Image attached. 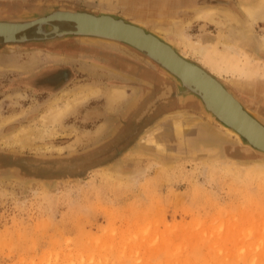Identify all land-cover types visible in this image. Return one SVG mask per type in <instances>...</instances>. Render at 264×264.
<instances>
[{
    "label": "rangeland",
    "instance_id": "obj_1",
    "mask_svg": "<svg viewBox=\"0 0 264 264\" xmlns=\"http://www.w3.org/2000/svg\"><path fill=\"white\" fill-rule=\"evenodd\" d=\"M243 5L264 12V0H0V21L55 9L113 11L171 39L264 123V90L258 89L264 84V18L251 25ZM208 6L249 26L244 38L234 40L238 53L220 44L229 35L224 20L195 19ZM179 31L186 41L175 35ZM37 33L32 28L26 35ZM93 40L0 43V264H264V157L243 152L236 136L208 125L197 101L181 104H197L199 110H182L194 115L189 119L197 132L193 128L183 143L166 131V153H137L141 136L123 137L114 164L61 168L96 150L114 136L120 117L141 109L146 82L98 60L133 58L149 72H162L177 90L176 81L143 53ZM186 43L206 45V53L197 56ZM55 45L70 52H53ZM50 73L58 74L59 92L45 86ZM85 86L98 87L99 94L57 125L58 137L36 141L55 150L4 147L2 140L18 128L38 124L56 95ZM113 87L125 89L126 98L109 109ZM126 163L130 169L122 170Z\"/></svg>",
    "mask_w": 264,
    "mask_h": 264
},
{
    "label": "bare ground",
    "instance_id": "obj_2",
    "mask_svg": "<svg viewBox=\"0 0 264 264\" xmlns=\"http://www.w3.org/2000/svg\"><path fill=\"white\" fill-rule=\"evenodd\" d=\"M241 9H242L243 13L245 14V16L247 17L248 22L251 25L252 24L255 25L259 20L264 18V12L262 9H258V8H255V7L249 6V5H243L241 7ZM217 17L224 20L225 23L229 24V26H230V28L228 30L229 35L226 37H223L222 42L220 43L222 45L223 50L230 53V54L231 53H238L239 49L234 45V42H235L234 40H236L237 38H241V37L244 38L246 33H248L247 31H248L249 26L247 27L245 25V23L243 25L235 17V15L232 12L220 11L217 8H212L209 6L208 7H201L195 13V19L205 20L209 23L210 22L217 23V21H216ZM78 19L82 20L81 23H83L84 25H89V24L91 26L95 25L94 23H92L93 20H91V19L84 18L81 16H79ZM55 21H58L59 23H61L63 25L70 24V23H68L70 21L69 16H66L64 14H61L60 17L55 19ZM107 26L110 28L113 25H111V23L109 22V23H107ZM0 32L7 33V34L11 33V35H12L11 37H21L22 36V27H20L19 25H12L11 26L9 24H5V25L0 24ZM155 33L163 36L162 33L158 30H155ZM174 33L177 37L180 38V40L186 41V37L181 33V31L174 32ZM165 38L168 40L169 43L174 44V42L171 39H168L167 37H165ZM148 40H150V41H147V42L152 44V46L155 48L154 50L156 52L161 53V55H163V57L166 58V61L169 63V65L173 66L179 72L181 71L184 74V76H185L184 78L189 79L192 83L199 84L209 94L212 93L214 95L217 93V90L214 89L216 87L212 83L207 81V79L204 78L202 74H200L199 72L194 70L192 67L188 66L187 64H185L181 61L179 62L178 59L175 58L171 54V52L168 51V49H166L162 45H159V43H157L155 40H151V39H148ZM93 41H95V40H93ZM186 46L190 47L192 49L193 53L197 56H203L207 50L206 45L205 46L204 45H198L197 46V45H193L191 43H186ZM262 46L264 49V37H262ZM252 61H253V58H249V63H251ZM258 89L264 90V84L262 86H259ZM98 92H99V88L93 87V86H85V87L76 88V89H67V90L65 89V90H63L62 92H60L58 95H56L50 101L51 103H50L49 107L46 109V111H43V113L41 114L40 119H39L40 121L38 124L31 123V124L21 126L14 133H12V135L4 138L2 140V144L4 145V147L6 146L8 148H16V149L18 148L20 150L28 149V150H31L33 152L34 151H36V152H39V151L40 152H51V151L55 150V148L53 149L49 145L48 146L45 145V146H41V147L37 146L36 141L38 139L58 137V135L60 133L57 130V127H58L57 125L60 124L63 121V119L66 118V116L68 114H70L72 112H76L81 106L87 104V101L91 100L92 98H95L99 94ZM231 94L234 96V99L238 103L241 104L240 99L237 96H235V94L233 92H231ZM125 98H126L125 89L119 88V87H113L112 89H110V93L108 94L107 108L111 109L112 107L115 106L116 103L122 101ZM137 98H138V96H137ZM217 98L220 101H222L220 97H217ZM135 101H136V99H135ZM133 103H131V105H133ZM227 103L231 108L230 112H232L234 115V117H233V115L231 116V117H233L232 120L237 124L239 123L240 125H244V128H247L248 132L250 134H252V137L254 138V140H256L258 143L264 145V131L261 130L259 127H257L255 125V123L247 120L243 115L238 113L236 106L231 105L229 102H227ZM192 116H194V115L187 113L186 111H182V110H175L173 112H170V113L164 115L160 120H158L152 126H150V128H148L144 132V134L141 135V137L138 140V147H136V152L138 153V152H141V151L147 149V151L152 152V153L153 152L166 153L167 149L164 147V140L167 139L165 137V132L166 131L168 132L170 130H173V132L180 138V140L183 143H186V141L188 139L187 137H188V135H191L193 128H194V130H193L194 132L197 130L196 129L197 125H195L189 119ZM8 120H10V119H8ZM8 120H7V122H9ZM240 120H243L244 124H241ZM197 122H199V121H197ZM202 128L205 131H207L206 127H202ZM167 141H168V139H167ZM61 148H63V147H61ZM61 148L59 147L56 151H58L60 153L62 150ZM169 152H171V151H169ZM260 165H262V164H260ZM117 169H119V168H117ZM126 169H130L129 164H127V166H124V168L122 170H126ZM140 174H142V173H140ZM119 176H120V174H119ZM133 177H135V176H133Z\"/></svg>",
    "mask_w": 264,
    "mask_h": 264
},
{
    "label": "water",
    "instance_id": "obj_3",
    "mask_svg": "<svg viewBox=\"0 0 264 264\" xmlns=\"http://www.w3.org/2000/svg\"><path fill=\"white\" fill-rule=\"evenodd\" d=\"M67 12V13H66ZM61 14L69 16L68 25H63L56 18L60 17ZM84 17L93 20L94 26L84 25L81 23L78 17ZM111 23L110 28L107 23ZM0 24L19 25L22 27L21 37H11V33L0 32V43H22L30 40L26 35V32L32 28H38L37 34H42L44 38L49 37H63L69 36L77 37L82 40L95 39L96 41L115 42L118 44L129 46L150 59L156 62L169 76H171L177 83V96L180 104H184L187 100L197 101L204 117L209 121V124H217L221 128L225 129L228 133L237 137L240 147L243 152H254L264 157V145L258 143L252 137V134L248 132L244 125L235 123L232 118L233 113L230 112L231 108L227 102L231 105L236 106L238 113L243 115L247 120L255 123L257 127L264 131V123L258 118L256 114L247 109L241 101L238 103L233 92L229 88H226L220 80L216 79L212 74L204 69L200 64L191 61L185 55H183L175 44H171L168 40L155 33V31L149 28L143 23L130 20L119 14H115L113 11H100L98 14L87 11H73L67 9H55L51 13H47L43 16L30 15L26 18H20L15 20L0 21ZM106 25V26H105ZM46 26H50V30H46ZM155 40L159 45L164 46L168 49L171 54L178 59V61L187 64L194 70L203 75L210 83H212L217 90L216 94L208 93L197 83H192L189 79L184 78V74L173 66L169 65L166 58L161 53L156 52L152 44L147 41ZM34 40H36L34 38ZM38 40V39H37ZM230 91V92H229ZM182 92V93H181ZM234 93V92H233ZM223 96H222V95ZM235 94V93H234ZM235 96H237L235 94ZM217 97H220V101ZM238 97V96H237ZM239 98V97H238ZM240 99V98H239ZM233 115V117H231ZM206 123V122H205ZM241 124H244L243 120H240ZM207 124V123H206ZM44 158H49L48 155H39ZM116 162V161H115ZM110 163L109 165H112ZM14 171L18 172L17 169Z\"/></svg>",
    "mask_w": 264,
    "mask_h": 264
},
{
    "label": "flooded vegetation",
    "instance_id": "obj_4",
    "mask_svg": "<svg viewBox=\"0 0 264 264\" xmlns=\"http://www.w3.org/2000/svg\"><path fill=\"white\" fill-rule=\"evenodd\" d=\"M28 38L33 41H39L51 40L58 37H49L45 39L42 34H35L33 36H28ZM34 38L36 40H34ZM51 50L53 52L62 53L70 52L69 48L65 46L60 48V45H55L53 48H51ZM117 57L118 59L116 56H113V60H110V57L109 59L98 61L106 63L110 67L112 66V62H114L115 64H118V66H114L120 72H123L130 77L138 76L141 78V80L146 82V88L143 92V95L145 94L143 97L144 100L140 104L141 109H139L138 106L124 118L120 117L118 123L113 125L114 129L112 130L113 133H115L114 136L98 146L96 150L77 158V160L72 163H66V165L63 164L61 168H75L81 171V169L87 167V170H91L110 164L119 157V154L121 153L120 149H122L126 144V141L123 140V137L128 140L130 138L137 140V138L144 134V132L155 122L160 120L164 115L175 110H199L197 104L187 103L185 105H181L179 103V98H177L178 96L175 84L166 78V76L159 70L156 69L155 71H157V74H155L153 72H149L147 68L144 69V67L141 64L139 65L138 62H134L132 60L133 58L121 56ZM48 75L47 84L45 85L46 88L52 91H57L58 89L56 88L60 84L57 79L58 74L51 75L50 73ZM134 140L132 142H134ZM93 161H96L94 165L92 164Z\"/></svg>",
    "mask_w": 264,
    "mask_h": 264
},
{
    "label": "crops",
    "instance_id": "obj_5",
    "mask_svg": "<svg viewBox=\"0 0 264 264\" xmlns=\"http://www.w3.org/2000/svg\"><path fill=\"white\" fill-rule=\"evenodd\" d=\"M117 71H119V70H117ZM120 72V71H119Z\"/></svg>",
    "mask_w": 264,
    "mask_h": 264
}]
</instances>
